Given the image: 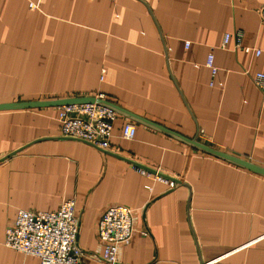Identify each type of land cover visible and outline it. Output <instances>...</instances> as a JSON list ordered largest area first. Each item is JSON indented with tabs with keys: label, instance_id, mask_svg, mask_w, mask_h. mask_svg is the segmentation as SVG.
<instances>
[{
	"label": "crops",
	"instance_id": "1",
	"mask_svg": "<svg viewBox=\"0 0 264 264\" xmlns=\"http://www.w3.org/2000/svg\"><path fill=\"white\" fill-rule=\"evenodd\" d=\"M262 6L0 0V105L102 96L145 121L119 112L103 151L59 136L57 106L0 111V264H39L5 247V230L19 210L53 212L67 199L81 264H105L96 225L110 205L134 210L117 264H264V177L179 138L264 169V91L252 81L264 73ZM126 122L132 140L121 138ZM131 162L180 183L169 189Z\"/></svg>",
	"mask_w": 264,
	"mask_h": 264
},
{
	"label": "built area",
	"instance_id": "2",
	"mask_svg": "<svg viewBox=\"0 0 264 264\" xmlns=\"http://www.w3.org/2000/svg\"><path fill=\"white\" fill-rule=\"evenodd\" d=\"M258 15L264 24V6L258 9ZM230 38V35H224L223 47ZM234 38L236 47L240 48L242 33L238 31ZM254 54L258 56L260 51H254ZM205 67L211 78H214L217 67L212 53L207 55ZM252 81L260 91H264V73L255 74ZM96 99L104 100L102 96ZM58 109L59 136L85 142L103 151L110 148L113 123L118 117L114 108L95 102L69 104ZM135 131V125L126 122L121 138L132 140ZM133 168L141 176L152 178L169 189L178 185L175 179L171 180L157 171L152 173L136 166ZM135 230L134 210L130 207L110 205L102 212L96 225V239L102 247L101 259L105 264H117L118 250L130 244ZM78 233L76 201L67 199L53 212L19 210L12 224L5 230L3 245L24 256L37 258L39 264H81L82 251L77 244ZM141 235H147V232L142 231Z\"/></svg>",
	"mask_w": 264,
	"mask_h": 264
},
{
	"label": "water",
	"instance_id": "3",
	"mask_svg": "<svg viewBox=\"0 0 264 264\" xmlns=\"http://www.w3.org/2000/svg\"><path fill=\"white\" fill-rule=\"evenodd\" d=\"M101 103V104H104V105H107V106H110L112 108H114L118 113L119 112H122L123 114H125L127 117L129 118H132V119H135V120H141L143 121L142 119L136 117V116H133L129 113H127L126 111L120 109L119 107L113 105V104H110L108 103L107 101L105 100H100V99H96L95 97H73V98H66V99H60V100H55V101H49V102H27V103H12V104H2L0 105V111H4V110H16V109H23V108H28V107H35V106H41V105H47V106H57V107H60V106H65V105H69V104H77V103ZM145 122V121H143ZM155 126V125H154ZM160 130L166 132L165 130H163L162 128L158 127ZM182 141L186 142L187 144L199 149V150H202L210 155H213L215 157H218L220 159H223L229 163H232L242 169H245L251 173H254V174H257V175H260V176H263L264 177V169L247 161V160H244V159H241V158H238V157H235V156H232V155H229V154H226V153H223V152H220V151H217V150H214L208 146H205V145H202L200 143H198L195 139H192V140H189V139H184L182 137H179ZM7 159V158H5ZM133 166H136L138 168H142V169H145V170H148L152 173H154L155 171L154 170H151V169H147V168H144L143 166L139 165V164H136L134 162H131ZM160 175H162L160 173ZM165 176V175H163ZM169 179H171L170 177H168ZM172 180V179H171ZM174 180V179H173ZM177 183H180L179 181L176 180Z\"/></svg>",
	"mask_w": 264,
	"mask_h": 264
}]
</instances>
